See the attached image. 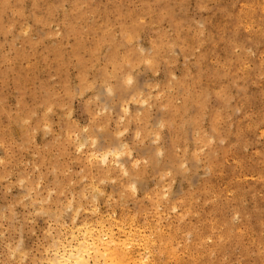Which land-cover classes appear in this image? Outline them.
Masks as SVG:
<instances>
[{"label":"rangeland","instance_id":"1","mask_svg":"<svg viewBox=\"0 0 264 264\" xmlns=\"http://www.w3.org/2000/svg\"><path fill=\"white\" fill-rule=\"evenodd\" d=\"M77 257L264 264V0H0V264Z\"/></svg>","mask_w":264,"mask_h":264},{"label":"bare ground","instance_id":"2","mask_svg":"<svg viewBox=\"0 0 264 264\" xmlns=\"http://www.w3.org/2000/svg\"><path fill=\"white\" fill-rule=\"evenodd\" d=\"M78 231H79V230H78ZM86 233H87V232H86ZM89 236H90V235H89ZM98 243H99V242H98ZM91 244H92V243H91ZM121 244H122V243H121ZM93 246H94V245H93ZM88 247H89V246H88ZM99 247H100V246H99ZM75 249H76V248H75ZM60 256H61V255H60ZM79 256H81V255H79ZM95 257H96V256H95ZM60 259H61V258H60ZM80 260H81V259H79V257H77V259H76V263H77V264H81V263H80ZM85 260H86V259H85Z\"/></svg>","mask_w":264,"mask_h":264}]
</instances>
